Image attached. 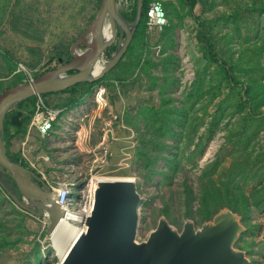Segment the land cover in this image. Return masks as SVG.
I'll use <instances>...</instances> for the list:
<instances>
[{"label":"rangeland","instance_id":"obj_1","mask_svg":"<svg viewBox=\"0 0 264 264\" xmlns=\"http://www.w3.org/2000/svg\"><path fill=\"white\" fill-rule=\"evenodd\" d=\"M99 2L0 0V92L67 62L71 43L92 21ZM116 2L119 11L132 5V0ZM260 5V0H198L195 6L198 19L212 26L214 49L229 64L228 73L201 57L196 22L185 7L176 4L173 28L165 32L162 26L149 27L145 18L131 49L89 90L79 84L73 97L63 90L41 94L58 110L55 125L44 137L24 131L11 139L9 151L17 152L48 185L74 182V211L91 206L93 176L132 177L145 198L137 242L147 239L160 217L178 231L185 222L195 228L211 222L199 221L197 213L186 216L185 186L193 189L189 205L194 212L197 196L211 179L222 198L264 184L263 86L249 101L244 93L246 87L257 91L256 84L264 83ZM139 52L141 60L133 67L127 58ZM107 59L103 55L101 61ZM23 105L12 107L22 110ZM172 108L178 114H169ZM165 111L166 117L161 116ZM138 148L150 157L148 164L136 154ZM45 221L0 189V264H57L56 239L67 219L51 236ZM240 222L244 229L233 248L243 250L247 264H264V203L250 206L248 229L242 216Z\"/></svg>","mask_w":264,"mask_h":264},{"label":"water","instance_id":"obj_2","mask_svg":"<svg viewBox=\"0 0 264 264\" xmlns=\"http://www.w3.org/2000/svg\"><path fill=\"white\" fill-rule=\"evenodd\" d=\"M143 0L136 1V14L129 22L117 8L116 0H100L97 13L70 46V59L0 92V172H5L22 194L8 192L13 202L37 217L46 216V232L52 233L64 217L56 193L36 172L11 160L6 153L4 117L11 107L36 94L64 90L78 82L94 81L121 59L139 22ZM109 29L108 35L104 33ZM114 50L98 71L108 47ZM83 46L82 49L79 47ZM75 70L67 73V71ZM22 111L9 116L21 123ZM133 179H100L93 191L89 214L83 217L85 229L65 251L57 264H247L242 249L233 244L244 226L240 216L229 208L218 210L211 222L195 228L185 222L181 231L160 217L146 240H135L139 210L144 201Z\"/></svg>","mask_w":264,"mask_h":264},{"label":"trees","instance_id":"obj_3","mask_svg":"<svg viewBox=\"0 0 264 264\" xmlns=\"http://www.w3.org/2000/svg\"><path fill=\"white\" fill-rule=\"evenodd\" d=\"M136 1L137 0H132V5H131L130 9H128V11H123V10L120 11V13L124 17V19H126L129 22H131L135 17ZM149 1L150 0H143L141 16H140L138 24L136 25L135 32H134L132 38L137 37L139 30H140V27L143 24L144 19L146 18V13H147ZM197 2H198V0H166V1H164V3H163V8L165 11L164 14H165L166 19L168 20V24L163 26V28H164L163 31L165 32L167 29L172 30V28H173V26H171V21H172V17L177 15L176 4H179L183 7H185L187 13L190 14L192 19H194L196 22V29H195L194 37H195V40L197 41L198 48L202 52L201 57L207 58L209 61L215 63L216 65L221 67L223 70H225L226 73H228V71L230 70L229 64L227 65L226 64L227 62H225V60L221 59L218 56L216 50L214 49V45H213V41H212V37H211V29H212L211 24L205 22L204 20H199L198 16L194 12ZM253 3L255 4V2H253ZM260 3H261V5L258 7V9H259V11L264 13V1L260 0ZM114 48H115V44H112L110 47H108L107 50L105 51L104 56L109 57L110 53L114 50ZM130 49H131V45L129 44L127 51H129ZM69 58H70V54H69ZM140 60H141L140 52L132 58H131V55H129L127 58L128 63L133 65V67L137 66L139 64ZM145 62L149 63V62H151V59H149V61L145 60ZM142 67L147 68L150 66L149 65H143V66H141V68ZM114 68H115V66L113 68H111L109 70V72L112 71ZM144 72H147V71L144 70ZM35 76H37V75H35ZM227 76L230 79H232L231 75H227ZM100 80H101V77L94 80V81L78 82V83H76V84H74L68 88H65L63 91L68 92L73 97L74 94L78 91V85L79 84H84L85 85L84 91H87V90H89L91 85H93L94 83H96ZM260 86H263L262 91L264 93V83L263 84H259V83L256 84L257 91L253 90L249 86L244 89V93L247 97V101L252 99L251 95L254 96V98L257 96V92L260 89ZM35 99H36V96H33L31 98H26V99L18 102V104H21V105L24 104L23 109H22V112H23L22 120H21V123L19 125H15V124L11 123L8 119H5V121H4V131L3 132H4L5 143H6L5 144L6 153H7L8 157L15 162L16 161L18 162L19 159L21 160V162H23V160L17 152L9 151V145H10L11 139H13L15 137H19L21 134H23L24 131H26L27 124H28V122L32 116L33 110H34ZM263 99H264V94H263ZM262 103H264V102H262ZM167 104H168V102L165 103V106H167ZM167 112L168 111L161 112L162 113L161 116L167 115ZM169 114H178V111L175 110L174 108H172V110L169 111ZM164 117H166V116H164ZM54 125H55V122L53 123V126ZM161 147H162V144H161ZM136 154L138 155V157H142L146 164L149 163L150 157L148 155H146L145 153H143V151L141 149H139V148L136 149ZM166 159H167V157H166ZM23 163L25 165H27L25 162H23ZM184 190H185L184 199H185L186 203L188 204L187 210L185 211L186 216H193L195 213H197L198 220L204 221V220H208V219L212 218V216L221 208L227 207L231 211H233L234 213L238 214L240 217L242 216V218L244 220H246V222L244 223V225L246 226V229H248V227L250 225V223L247 222L249 220L250 206L251 205L259 206V205H261V203H264V184H262L260 187L253 189L248 194H245L244 192H242L239 197H233L232 195H229V196L226 195L224 198H222V196L217 195V193L214 192L215 184L211 179L210 181L205 183V185H204V187L200 193V196H197V198L199 199V202H198L199 208L196 209L197 211L193 212L191 210V206L189 205L191 203L192 199L194 198L193 189L191 187L185 186ZM72 195H74L73 190L71 192V198H72ZM75 195L77 196V198H79V193H77ZM162 211H163V213H167V211L165 209H163Z\"/></svg>","mask_w":264,"mask_h":264},{"label":"built area","instance_id":"obj_4","mask_svg":"<svg viewBox=\"0 0 264 264\" xmlns=\"http://www.w3.org/2000/svg\"><path fill=\"white\" fill-rule=\"evenodd\" d=\"M146 23L151 28H160L166 23V17L164 10L159 0H152L149 2L147 13H146ZM58 115V110L51 106H48L41 94L36 95L34 110L32 116L27 124L26 131H35L41 137H44L49 134L53 128V123L56 121ZM50 189L56 193V202L64 209V216L68 211L77 213L80 218L86 216L90 212L89 206L87 209L82 211L72 209V198L71 192L75 186L74 182L70 181H61L55 182L54 184H49ZM46 221L43 226L48 224V219L44 216ZM47 226V225H46ZM83 224L81 225V227ZM52 233H49L51 236Z\"/></svg>","mask_w":264,"mask_h":264},{"label":"bare ground","instance_id":"obj_5","mask_svg":"<svg viewBox=\"0 0 264 264\" xmlns=\"http://www.w3.org/2000/svg\"><path fill=\"white\" fill-rule=\"evenodd\" d=\"M164 25H166V23ZM104 33L106 35H108L109 29L108 28H105ZM102 64H103V61H99L98 63H96V65L94 66V70L95 71H98L100 69V67H101ZM6 115H5V117H6ZM100 179H132V177H123V176H119V177H108V176H97V175L96 176H93L92 179L89 182V189H90V192L91 193H93V191H94V189L96 187V181L97 180H100ZM87 211H88V209H87ZM62 219H67V221L64 223L63 231H61V234L58 235V238L56 239V243L57 244H56L55 247H56V252H57L59 258H62L63 257V255L65 254L66 249L68 248V246H70L78 238L79 234L85 229V225L83 223V217L80 218V216L77 213L68 211L66 213V215ZM62 219H61L60 222H63ZM80 223H81V225L83 224L82 227H81ZM73 224H78V227L75 226V225H73Z\"/></svg>","mask_w":264,"mask_h":264},{"label":"flooded vegetation","instance_id":"obj_6","mask_svg":"<svg viewBox=\"0 0 264 264\" xmlns=\"http://www.w3.org/2000/svg\"><path fill=\"white\" fill-rule=\"evenodd\" d=\"M81 48H83V46ZM74 71L75 70H70V71H67V73H71ZM12 108L13 107H11V109H10L11 111L9 110L8 112H6L7 115L5 114L6 115V117H4L5 119L9 120V116L11 114L15 113L17 110H20L19 108H16V107L13 109ZM22 114H23V112H22ZM5 119H4V121H5ZM20 119L22 120V115H21ZM23 162H25V161L23 160ZM23 162H21V160L19 159V163L22 164L23 166L27 167V165H25ZM27 168H29V167H27ZM31 170H33V169H31ZM33 171L35 172V170H33ZM0 189L11 202H13V200L8 195V192H11L12 194L16 195L17 197L19 196L18 198H22V194H20L19 191L17 190L15 183L13 181H11L10 177L5 172H0ZM26 212H28V211H26Z\"/></svg>","mask_w":264,"mask_h":264}]
</instances>
